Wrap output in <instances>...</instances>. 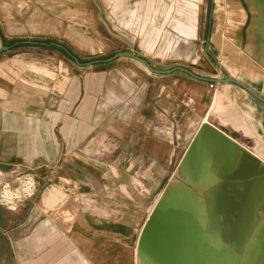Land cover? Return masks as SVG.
<instances>
[{"label":"crops","instance_id":"1","mask_svg":"<svg viewBox=\"0 0 264 264\" xmlns=\"http://www.w3.org/2000/svg\"><path fill=\"white\" fill-rule=\"evenodd\" d=\"M101 1L98 12L89 0H22L6 22L15 41L0 53V180L12 192L33 181L37 195L14 214L0 202V264H135L141 227L168 188L166 204L186 203L188 190L194 197L197 186L222 182L219 173L240 160L201 157L199 175L190 174L184 158L202 129L205 140L226 137L219 127L240 133L253 141L242 153L264 165V104L237 85L208 82L231 76L264 99V5ZM114 38L159 73L120 58L76 74L71 55L81 64L111 58L120 52ZM28 41L39 45L16 46ZM28 48L46 54L16 55ZM215 197L201 198L203 246L208 264H230ZM130 201L142 206L140 218L115 215Z\"/></svg>","mask_w":264,"mask_h":264},{"label":"water","instance_id":"2","mask_svg":"<svg viewBox=\"0 0 264 264\" xmlns=\"http://www.w3.org/2000/svg\"><path fill=\"white\" fill-rule=\"evenodd\" d=\"M259 1L264 5V0ZM211 26L212 19L210 27ZM28 44L39 45L36 42L28 41L17 44L16 46ZM53 46L66 51V49L60 45L53 44ZM11 49V46L3 47L0 50V53H9ZM71 58L79 67L93 66L101 63H111L120 60V58H128L144 64L147 69H149L154 74L159 73V71L152 69L144 59L131 52H119V54H116L111 58L83 64H81L72 55ZM188 74L192 77L199 78L190 72H188ZM208 82L216 84L231 83L237 85L264 104V99L262 97L254 92L250 87H247L241 82L233 79L231 76H228L224 80L211 79L208 80ZM219 131L226 137L221 138L220 136L216 135L205 140L206 137L199 136L190 151L196 152L195 157L192 158L189 154H187V156L184 158V164L187 166L189 173L195 176L199 175L198 165L201 161V157L202 159L207 158L209 160L208 156H211L221 166H226V164L231 160V157L236 158L239 156L240 160L232 172L219 173L218 177L221 178L222 183L218 191L219 193L216 194V197L214 198L212 207V213L221 216L219 221V229L222 231V238L224 242L228 244L236 243L239 245L246 241V238L250 233L249 230L251 223L254 221L256 214L258 212H264V207L260 208V204L264 206V165L262 164V161L259 157L252 156L245 152L242 153V147L249 148L253 146L252 140H247L243 138L240 133L229 130L225 127H219ZM170 197V194H166V198L153 212L151 220L147 223L146 228L143 231V236L140 240L141 247L155 249L153 252L157 253L159 258L162 257L165 259V264H168L169 261L168 251H166L168 246H177V248L179 247V249L182 250V262H185V259L189 257V250H192L195 261L199 259L201 264H208L209 262L207 261V253L204 249L203 242L191 241L190 229L196 225L197 219V217L193 216V214H191L189 211V207L194 204V198L190 196L189 201H186V203L182 204L179 203L178 205L166 204V202H168V198ZM178 206H183V208L180 209L181 211L177 210ZM160 212L164 214V218L162 219L164 224L153 229L151 228V225L157 217L155 214ZM247 216L249 220H246L245 226L244 219ZM191 220L192 222L190 224ZM170 221V224L172 225L171 228H169V225L167 224V222ZM212 227H214V225ZM261 230L263 236L260 237V240L264 246V226L261 228ZM225 253V255H227L228 251ZM190 258H192V256Z\"/></svg>","mask_w":264,"mask_h":264},{"label":"rangeland","instance_id":"3","mask_svg":"<svg viewBox=\"0 0 264 264\" xmlns=\"http://www.w3.org/2000/svg\"><path fill=\"white\" fill-rule=\"evenodd\" d=\"M22 0H0V31H1V35L5 38V44L6 47L12 45L13 41L11 36H9V27L12 25H8L6 22L8 20V18L12 17L14 21H16V15L18 13V4L21 2ZM90 3L93 4V6L96 7V3L95 0H89ZM99 3H102L101 0H98ZM256 1V0H255ZM3 5V6H2ZM102 5V4H101ZM96 10L99 12L100 9L98 7H96ZM264 12V10H263ZM20 14V13H19ZM253 17L256 18V12H253ZM11 19V18H10ZM118 39H121V37H119ZM17 41V40H16ZM114 41L118 44L119 41H116L114 38ZM43 43H52L49 41L43 42ZM121 43L119 42L118 44V51L122 52H132L130 50L137 51V48L133 47L132 44H127V42ZM27 46V45H25ZM60 50V49H59ZM21 52H17L16 55H22L25 51L28 52H32V54H41V55H45L46 53H44V51L41 50V52H39V50L37 48H28V49H21ZM61 52H63L62 50H60ZM133 53V52H132ZM135 54V53H134ZM65 55V54H63ZM10 56H15V54H10L8 55V57L10 58ZM3 58L5 57L2 56ZM0 57V58H2ZM87 62V61H86ZM75 66V71L76 74L79 76H84V74L86 73V70L88 67H83L80 68L76 65H72ZM259 148H253V150L255 152L258 151ZM216 162V161H215ZM215 167H213L212 172H214ZM18 170L13 171L12 173H8V175H10V180H13L12 178L15 179V176H18V174L16 173ZM3 178V177H2ZM5 180H9V179H1L0 180V202L2 203L3 212L4 213H11L14 214L16 213L18 210L21 209V207L24 205V203L26 202V200L31 199L33 201H35V197L37 195V190L35 189V185L33 181L30 180H26V181H20V182H16L14 183V185H18V187L16 188V191L12 192L13 189V184L9 183V182H5ZM221 181L215 180L214 182L211 183L210 187L208 186H197L195 189H193L194 192H196V196L197 197L193 200L194 204H192L189 207V211L191 212V214H193V216L197 217L196 219V225H194L191 229V241L193 242H203L204 236H205V231H206V221L202 218L205 213H204V208H203V203H202V196H207L208 195H213V194H218L219 192V188L221 186ZM10 184V185H9ZM15 188V187H14ZM20 188H23L22 190H19ZM171 188H168L167 191L164 192V199L166 198V194H169ZM205 191V192H204ZM204 192V193H203ZM187 196L188 197H193L192 195V191L188 190L187 191ZM27 199H26V198ZM193 197V198H194ZM137 199V197L135 198ZM162 200V197L161 199ZM159 200V203L161 202ZM80 203H82L83 201L80 200L78 201ZM185 202V201H184ZM126 204V203H125ZM142 206H139L135 203V201H130V207H126V206H122L115 208V215H118L120 218L122 217V215H126V216H132L134 217H141L140 215V211H141ZM171 208V207H170ZM183 206H178L179 211H181L180 209H182ZM156 209V208H155ZM155 210H153L154 212ZM153 214V213H152ZM151 214V215H152ZM153 216V215H152ZM151 216V217H152ZM151 220V218H150ZM149 220V221H150ZM245 226H246V220L248 219V216L245 217ZM148 221V222H149ZM170 222H167V224L169 225V228L172 227V225L170 224ZM178 223V222H177ZM174 224V223H172ZM147 225V222H145V224L142 225L141 227V233L143 235V231L145 230ZM264 226V212H262V215H260L259 217H255L254 221H252L251 223V227H250V233L248 234L246 241L244 243H242V247L243 250H239L237 249V244L233 243L230 244V247L232 248V251H228L227 253V257L230 259V264H264V246L262 245V242L260 240V237L263 236L262 230L261 228ZM243 232L245 233V231L243 230ZM247 235V234H246ZM136 251H137V260L135 264H165V259H163L162 257L159 258V255L157 253H154L153 251H155V249H149V247H141L140 245V241L138 242V245L136 247ZM161 259V260H160Z\"/></svg>","mask_w":264,"mask_h":264},{"label":"bare ground","instance_id":"4","mask_svg":"<svg viewBox=\"0 0 264 264\" xmlns=\"http://www.w3.org/2000/svg\"><path fill=\"white\" fill-rule=\"evenodd\" d=\"M205 129H202V131L200 132V136L201 137H205ZM188 154L193 158L196 155V152H188ZM194 155V156H193ZM264 206L262 204H260V208H263ZM157 217L155 218V220L152 222L151 228H156L159 227L160 225H163L164 222L162 221V219L164 218V214L160 213H156L155 214ZM192 220L190 221L191 224ZM151 224V223H150ZM149 224V226H150ZM143 236V235H142ZM168 249L166 251H168V264H201L200 260L197 259L195 261V258H193V251L189 250V257L185 259V262H182V250L179 249V247L177 248V246H168ZM192 256V258H190Z\"/></svg>","mask_w":264,"mask_h":264}]
</instances>
